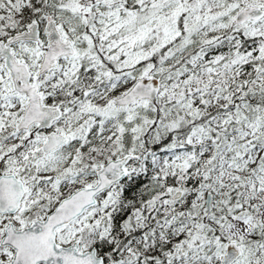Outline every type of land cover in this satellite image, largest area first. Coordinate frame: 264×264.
Masks as SVG:
<instances>
[{"label":"snow or ice","instance_id":"1","mask_svg":"<svg viewBox=\"0 0 264 264\" xmlns=\"http://www.w3.org/2000/svg\"><path fill=\"white\" fill-rule=\"evenodd\" d=\"M0 264H264V0H0Z\"/></svg>","mask_w":264,"mask_h":264}]
</instances>
